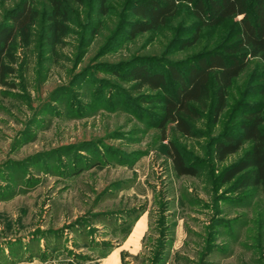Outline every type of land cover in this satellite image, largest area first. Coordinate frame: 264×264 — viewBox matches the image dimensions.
Returning a JSON list of instances; mask_svg holds the SVG:
<instances>
[{"label": "rangeland", "instance_id": "obj_1", "mask_svg": "<svg viewBox=\"0 0 264 264\" xmlns=\"http://www.w3.org/2000/svg\"><path fill=\"white\" fill-rule=\"evenodd\" d=\"M101 40L75 68L64 47L38 87L29 69V99L0 86V264H264V188L176 175L148 115L101 82L98 63L140 41L99 55ZM70 67L88 76L50 99Z\"/></svg>", "mask_w": 264, "mask_h": 264}, {"label": "trees", "instance_id": "obj_2", "mask_svg": "<svg viewBox=\"0 0 264 264\" xmlns=\"http://www.w3.org/2000/svg\"><path fill=\"white\" fill-rule=\"evenodd\" d=\"M98 37L99 55L140 41L98 63L109 74L101 82L148 115L176 175L201 177L209 190L264 188V0H0V86L29 99V69L38 87L71 60L64 47L75 68ZM72 68L50 99L88 76Z\"/></svg>", "mask_w": 264, "mask_h": 264}]
</instances>
